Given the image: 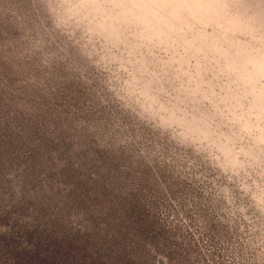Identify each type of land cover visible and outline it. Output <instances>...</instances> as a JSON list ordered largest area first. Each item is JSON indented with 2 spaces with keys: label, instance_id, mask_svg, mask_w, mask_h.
Returning <instances> with one entry per match:
<instances>
[{
  "label": "rangeland",
  "instance_id": "obj_1",
  "mask_svg": "<svg viewBox=\"0 0 264 264\" xmlns=\"http://www.w3.org/2000/svg\"><path fill=\"white\" fill-rule=\"evenodd\" d=\"M0 264H264V0H0Z\"/></svg>",
  "mask_w": 264,
  "mask_h": 264
}]
</instances>
